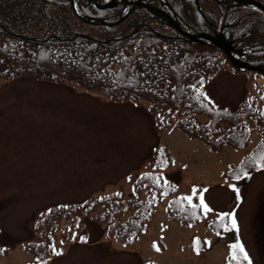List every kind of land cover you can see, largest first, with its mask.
Segmentation results:
<instances>
[{
    "label": "rangeland",
    "instance_id": "obj_1",
    "mask_svg": "<svg viewBox=\"0 0 264 264\" xmlns=\"http://www.w3.org/2000/svg\"><path fill=\"white\" fill-rule=\"evenodd\" d=\"M67 16L73 26H84ZM86 27L88 34L96 33ZM195 49L221 62L206 79L215 107L234 109L244 98H256L264 108L262 74L240 72L217 47ZM7 72L0 66V264H230L234 244L243 246L251 264H264V169L239 179L226 176L262 142L264 122L253 127L246 147L226 143L224 150L213 151L180 128L159 126L145 98L116 101L107 89L4 76ZM158 145L172 159L159 171L175 187L162 194L150 227L133 242H123L111 233L113 221L135 214L126 200L149 197L141 172L156 171ZM193 189L192 203L203 195L213 211L199 224L172 220L171 199L191 196ZM118 191L122 198H114ZM72 203L87 204L84 217L59 215L65 225L55 224L53 235L39 237L35 225L41 213ZM232 212L238 228L216 230L221 214ZM80 235L83 243L77 241ZM49 239L60 243L39 260L30 242L47 245Z\"/></svg>",
    "mask_w": 264,
    "mask_h": 264
},
{
    "label": "trees",
    "instance_id": "obj_2",
    "mask_svg": "<svg viewBox=\"0 0 264 264\" xmlns=\"http://www.w3.org/2000/svg\"><path fill=\"white\" fill-rule=\"evenodd\" d=\"M176 1L178 11L181 14L185 11L187 16L186 21H181L185 28H197L210 22V29L216 32L224 18V23L240 20L237 27L225 33L229 39L238 38L241 45L253 49L247 55V61L264 66V20L257 14L244 16L253 9L235 8L225 15V9L216 0H199L201 8L195 0ZM258 1L264 4V0ZM80 2L78 9L91 16L114 21L122 14L121 4L99 11L87 0ZM67 12L73 21L81 22L71 0H0V66L2 72L8 71L3 75L37 76L48 82L67 80L88 90L107 89L116 101L134 102L145 98L150 101V111L159 126L180 128L189 136L204 141L214 151L222 150L226 143L244 147L252 128L264 122V111L252 99H244L234 109L213 105L205 93L206 79L211 70L217 71L221 62H215L211 55L197 54L195 46L199 44L182 38L168 22L157 21L151 13L141 9L115 26L81 22L84 26L79 28L73 26ZM143 13L147 14L145 19ZM86 25L95 27L96 33L88 34ZM244 33L245 37L242 36ZM193 50L196 56L192 55ZM199 73L200 76L196 75ZM262 157L264 140L240 166L226 171V176L236 178L260 169L264 166ZM155 161L158 166L171 163L165 147L157 148ZM142 176V183L149 188V197L126 200L134 207L135 214L129 220H115L112 224L111 233L119 234L123 242H133L148 228L162 194L173 189L172 184L165 182L157 172H146ZM157 177L160 178L158 183ZM120 193H115L114 198L118 194L122 198ZM183 198L171 199L168 206L170 218L186 224H199L204 216L203 209L193 208ZM99 200L105 203V200ZM87 210V204L75 203L47 208L36 223L39 237L53 235L55 224L65 225L61 222L65 216L73 213L79 220ZM210 224L215 226L214 221ZM215 229L221 227L217 229L215 226ZM30 243L34 247L29 249L40 258L51 250L48 243ZM0 251L3 248L0 247ZM236 257L231 258L230 264H249V259L245 260L238 249Z\"/></svg>",
    "mask_w": 264,
    "mask_h": 264
},
{
    "label": "flooded vegetation",
    "instance_id": "obj_3",
    "mask_svg": "<svg viewBox=\"0 0 264 264\" xmlns=\"http://www.w3.org/2000/svg\"><path fill=\"white\" fill-rule=\"evenodd\" d=\"M98 1L103 2V0H98ZM216 1H217V3H219V5L222 8L225 9V11H224L225 15L230 13L231 10H233L235 8L243 7L236 0H216ZM138 2H140L141 4L143 3L146 5H150L151 7L154 8V10H150L145 6L138 5L137 4ZM195 2L197 4L198 8H201L200 1L195 0ZM117 3L118 4L116 6H118L120 4L122 5V13L130 10L129 15L126 17L125 20H127V18H129V16L133 12H135L136 10L141 11V9L144 12L151 13L152 14L151 16L153 19L163 20L165 22H168L171 26L173 25L172 21L179 24L178 22L182 23L183 21H186L185 18L187 17L185 11H183L184 14H181L178 11V2L176 0H119ZM113 7L114 6H111L108 9H112ZM243 8L253 9L252 12H248V13L244 14V16L245 15L252 16V14H257V16L261 17L264 20V14L262 12H260L259 10L255 9V8H251V7H243ZM143 15H144V19H145L147 14L143 13ZM238 21H240V20H238ZM238 21L237 22H231V23H224V20H222V23L220 24V27L218 30H216V32L212 31L210 29V27H209L210 22L208 24L203 23L200 25V27H197V28L190 27V28H186V29H188L192 32H205V33H208V34L213 35V36H219L220 34L223 35L226 30L229 31L230 29L237 27L238 24L236 25V23H238ZM176 32H178V31L176 30ZM225 36H226V38H228V34L225 33ZM242 36L245 37L246 33H244ZM229 37H231V35H229ZM182 38H185V37L182 36ZM229 41L233 42V44L236 46V48H244V49L250 48L248 46L241 45V43H239L238 38H231V39H229Z\"/></svg>",
    "mask_w": 264,
    "mask_h": 264
},
{
    "label": "water",
    "instance_id": "obj_4",
    "mask_svg": "<svg viewBox=\"0 0 264 264\" xmlns=\"http://www.w3.org/2000/svg\"><path fill=\"white\" fill-rule=\"evenodd\" d=\"M117 0H110L109 2H107L106 4H104L103 6H100V8H107L109 7L111 4H115ZM238 3L243 4V5H251L257 8H260L262 11H264V4L255 1V0H236ZM138 5H142L147 7L150 10H154L153 7H151L150 5H146V4H141L140 2L137 3ZM87 20H91L89 18H86ZM123 19H125V17L121 18V20H119V22H121ZM117 22V23H119ZM111 24H116V23H111ZM172 24L174 27H176L182 34L186 35L188 38H190L193 41H199V42H203V38L204 39H210L211 41H213V45H215L216 47H219L221 49H224L229 57L231 58L232 62L234 63V65L236 67H238L239 69H242L243 71H251V70H255V71H260L264 73V68L263 66H253L249 63L243 62L241 61L239 58L234 57L232 55V51L234 50V47L231 45L230 42L225 40L224 35H219L217 38L215 37H211L210 35L206 34V33H197V34H191V33H187L185 32L176 22L172 21ZM238 54H241V51H236Z\"/></svg>",
    "mask_w": 264,
    "mask_h": 264
},
{
    "label": "snow or ice",
    "instance_id": "obj_5",
    "mask_svg": "<svg viewBox=\"0 0 264 264\" xmlns=\"http://www.w3.org/2000/svg\"><path fill=\"white\" fill-rule=\"evenodd\" d=\"M262 159H264V157H262ZM237 179H239L240 177L237 176L236 177ZM159 177L156 178V182L158 183L159 182ZM204 191H207L206 189ZM237 193L239 192L238 189H236ZM196 192L197 190L196 189H193V194L191 196H187V197H184L183 199L187 200L188 203L193 207V208H197V207H200L203 209V212L205 215H207L209 212H212L213 209H211L209 207V205L207 203H205L204 201V196L203 195H200L199 196V204H193L192 201H193V197L196 196ZM228 219V221L230 222V226H229V223H224L225 219ZM220 220H221V226L227 231V230H230L231 229H237L238 228V225H237V220H236V216H235V213L232 212V213H223L221 214L220 216ZM198 243V241H197ZM232 249H233V259H236V250L238 249L240 253H243V258L245 260H248V255L247 253L244 251V248L241 244H234L232 245ZM197 252H199V249L197 248L196 249ZM157 251H159V248L157 247ZM59 254V253H57ZM249 264H251V261L249 260Z\"/></svg>",
    "mask_w": 264,
    "mask_h": 264
},
{
    "label": "bare ground",
    "instance_id": "obj_6",
    "mask_svg": "<svg viewBox=\"0 0 264 264\" xmlns=\"http://www.w3.org/2000/svg\"><path fill=\"white\" fill-rule=\"evenodd\" d=\"M80 4H81L80 0H71V5L73 6V8H78V7H80ZM78 17L80 18V21H81V22L87 23V24H89V25H97V24H99V21L97 22V20L94 19V18H93L91 15H89V14L84 13L83 16H78ZM86 18H89V19H91V20L89 21V20H87Z\"/></svg>",
    "mask_w": 264,
    "mask_h": 264
}]
</instances>
